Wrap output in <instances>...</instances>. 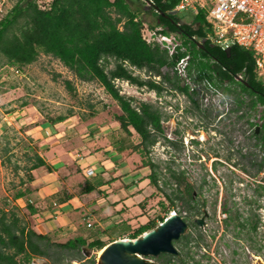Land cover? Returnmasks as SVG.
<instances>
[{
  "label": "trees",
  "instance_id": "1",
  "mask_svg": "<svg viewBox=\"0 0 264 264\" xmlns=\"http://www.w3.org/2000/svg\"><path fill=\"white\" fill-rule=\"evenodd\" d=\"M148 1L151 6L148 11L156 17V22L150 23L149 27H162L161 32L176 34L186 50L178 46L177 51L170 55L169 51L159 44L148 43L142 33L146 23L140 17L143 11L142 3L137 2L139 4L135 7L132 5L136 0H52L45 8L41 7L37 0H17L0 20V62L20 69L37 61L41 54L51 55L72 71L76 78L88 82L98 81L104 86L120 106L122 113L116 116V122L127 134L115 136L117 128L113 127L111 134H108L110 146L118 153L133 150L145 154L148 159L142 166L151 168L147 178L157 189L165 191L160 181L165 186L175 183L176 189L165 192V195L174 210L188 222L189 231L174 241L176 247L181 244L178 254L161 253L157 257L149 258L160 260V264H200L199 260H195L191 249L192 245L201 248V241H204L203 233L193 231V228L199 227L196 216L203 213L201 206L206 205V200L199 199L194 194L197 189L202 191L203 184L196 187L187 182L185 170L173 168L171 165L167 168L169 177H165L166 170L162 168V161L156 162L150 153L165 135L162 121L169 119L170 115L161 106L125 96L116 86L115 80H126L138 88L147 87L155 90L158 95H162L167 88L178 89L186 93L191 100L185 112L198 116L207 125L212 118H217L221 111L216 110L214 114L211 108L204 107L201 89L196 87L191 91L188 84H182L179 76L163 70L173 69L176 63L189 53L191 57L188 75L192 81L200 88L206 89L204 82L208 80L230 99V108L225 115L235 127L232 128L231 136H226V139L233 152V133L238 131L244 138V142H241L236 150L237 159L234 160L233 152L229 153L227 159L234 160V165L241 171L256 176L264 167V154L260 149L264 142V108L259 110V107L264 106V79L257 73L253 50L233 45L230 51L226 52L218 45H212L208 38L210 24L207 16L209 7L215 0H208V6L198 5L197 12L191 9L194 13L193 23H182L178 17L177 13L182 10H177L176 7L181 0ZM193 24H197V27ZM203 39H206V42L204 47H201L198 42ZM136 70L140 72L137 74ZM142 73L148 77H144ZM240 75L250 86L237 79ZM154 76H160V79L156 81ZM66 84L70 89H74L71 81L66 80ZM67 118L66 115H60L52 119L53 131L57 132L55 125ZM104 125L108 124L102 126ZM134 132L141 138L138 144L129 140ZM71 135H74V132ZM166 140L177 151L183 150L182 139ZM244 148L246 152H243ZM30 159L33 161L27 168L30 173L36 169H45L46 173L55 170L39 153ZM138 168L141 167L136 166L133 169ZM77 172L81 173V170L78 169ZM65 178L67 179L68 175ZM34 179L30 175V181ZM84 179L86 183L83 191L79 194L68 193L65 189L56 191L52 194L53 203L60 206L70 202L75 196L88 201L89 194L94 191L99 194L103 192L98 190L99 185L112 181L109 179L108 182L101 180L94 183L86 175ZM29 192V189L20 190L16 198H23ZM177 203H180L181 210L175 208ZM27 207L31 213L37 212V207L29 201ZM92 211L95 214L99 212L94 208ZM238 214L237 211L236 217L239 219ZM76 216L87 220L90 213L84 207H79L71 211L68 218L74 219ZM164 220L165 217H162L159 222ZM159 224L156 220H149L135 229L130 238L140 237ZM84 228L88 227L84 225ZM131 228L129 222L120 219L112 224L107 233L111 237H121L130 232ZM96 235L97 232L91 235L80 233L64 242L55 241L47 233L29 229L15 213L9 216L2 210L0 264H31L35 257L45 258L50 264H70L74 260L84 264H96V257L87 258L83 254L85 247L100 251L108 244ZM93 236L96 238L90 242L89 239Z\"/></svg>",
  "mask_w": 264,
  "mask_h": 264
},
{
  "label": "rangeland",
  "instance_id": "2",
  "mask_svg": "<svg viewBox=\"0 0 264 264\" xmlns=\"http://www.w3.org/2000/svg\"><path fill=\"white\" fill-rule=\"evenodd\" d=\"M51 1L37 0L44 8L48 7ZM16 2L17 0H5L6 10L9 12ZM137 2L142 3L143 11L140 17L146 22L145 28L150 23H155L156 17L151 11H148L151 6L147 0H136L133 3L134 7L139 4ZM199 2L204 6L209 5L208 0H199ZM177 14L182 23H193L194 13L191 9L179 11ZM193 25L197 27V24ZM16 68L0 62V211H6L9 216L15 213L23 223L27 224L29 229L47 233L55 241L64 242L80 233L91 235L93 232H97V238L110 243L120 238H130L135 229L146 224L149 220H156L160 223V218H166L170 211L174 210L165 194L175 190L176 184L173 182L174 184L165 186L160 181L165 191L152 185L148 188L146 183L141 185L143 179L147 178L151 172L150 167L142 166L148 158L140 151L128 150L124 153H113V155H119L116 157V161L108 163L109 170L116 168L117 164L123 166L124 171L128 166L130 169L139 166L141 168L138 169H143L137 173L139 176L137 180H142L138 183L141 184L138 187L133 186L131 191H128L126 190L127 184L121 181L115 185L114 195L110 199L106 198L108 193L105 191H103L104 194L95 191L88 201L79 197L85 203L84 208L90 214L92 213L90 216L91 227H88L87 220L78 216L74 219L67 218L66 223L57 221L56 215L59 214V211L57 210L58 206L53 203L52 194L62 189L68 190V193L79 194L83 191L86 181H84L83 175L78 174L73 179V187L64 183L65 176L71 170L70 167L75 169L73 163L70 164V167L67 166L68 169H59L58 173L53 176L47 174L45 169H36L31 173L27 170L33 162L30 158H34L36 153L44 156L49 162L55 163L60 155L65 154L61 146L57 145V141L54 140L55 134L51 131L53 130L52 119L60 115L68 117L65 121L57 123L55 128L60 134L64 133L67 135L66 137L69 136L68 138L71 140L67 141L68 146L82 144L79 146L80 148H73V152L69 154V157L78 159V157L80 158L78 153L86 158L103 147H107V151H101L103 154L113 151L108 137V134L113 131V127L117 128L115 136L117 134L127 136L116 122V116L122 111L117 101L101 83L82 81L76 78L72 71L51 55L41 54L37 61L20 68L19 74L15 72ZM163 70L170 71L173 75V69L164 68ZM66 80L72 82L74 89L67 86ZM115 83L125 96L162 106L159 100H156L152 89L138 88L123 80H116ZM202 104L204 107L211 108L214 114H216V110L221 111L220 113L225 111L215 101L213 107L206 105L205 101ZM263 108L264 106L259 107V110ZM162 109L165 111L164 106ZM181 109L178 105V108L173 109L174 113L170 114L166 111L170 115L168 119L170 127L164 126L165 135L152 148L150 156L156 162L162 161V168L164 171L166 170L165 177H169L167 168L168 165H171L173 168L185 170L187 182L196 185V187L203 184L202 191L197 189L194 193L199 199L206 200V205L201 206L203 213L196 216L203 217L206 223L193 228L195 233L199 232L204 235L201 248L192 245L191 251L195 260H199L200 264H264V249L259 255L248 246V243L242 244L238 241V228H228L225 223L224 215L230 213L225 209V205L232 207V213L240 212L247 206L246 198H249L247 196H254L253 188L247 185L249 182H247L243 171L233 163L238 157L236 150L240 147L241 142H244V138L238 131L233 133L235 138L233 144L235 152H233L226 139V136H231L232 128L235 127L231 121L226 119L218 122L220 116L217 115V119L214 121L215 126L205 124V128H202L198 126L200 124L198 116ZM103 124L108 125L102 126ZM215 128H218L219 131ZM72 132L74 135H71ZM172 137L183 140L182 151H177L166 140V138L172 139ZM129 138L133 144H138L141 141L140 136L135 132ZM193 140L197 143H194ZM52 145L54 148L56 147L58 156L56 158H52V152H48ZM246 151L244 148L243 152ZM230 152L234 154L232 161L227 159ZM74 155L76 157H73ZM113 155L107 154L109 158ZM96 158H98L97 155ZM103 166L98 165L97 169ZM93 168L96 173V168ZM81 172L83 173L82 170ZM30 175L35 178L33 181H30ZM131 182L137 183L135 180ZM183 185L182 187H184ZM26 189L30 190L27 196L16 198L18 191ZM260 196L258 195V200L261 199V204H263L264 198ZM28 201L37 207V212H30L27 207ZM92 201L95 203L93 208L99 211L98 214L93 213V208L89 206ZM177 204L175 208L181 210L180 203ZM205 211L209 214L208 217L204 214ZM259 212L264 224V209H260ZM120 219L131 224V231L121 237H111L107 232L112 224ZM84 225L88 228L83 229ZM188 231L189 229L186 232ZM259 235L264 245V227ZM96 236L91 237L90 242ZM245 245L248 248L244 247ZM180 246L181 244L177 248L180 249ZM85 248L83 254L87 258L96 257V264H98L101 250ZM258 256L261 258L258 259ZM150 260L160 264V260ZM31 264L50 263L45 258L35 257L31 260ZM70 264L84 263L74 260Z\"/></svg>",
  "mask_w": 264,
  "mask_h": 264
},
{
  "label": "built area",
  "instance_id": "3",
  "mask_svg": "<svg viewBox=\"0 0 264 264\" xmlns=\"http://www.w3.org/2000/svg\"><path fill=\"white\" fill-rule=\"evenodd\" d=\"M198 5L204 6L199 0H181L176 9H193L197 12ZM5 7V0H0V20L8 13ZM207 20L210 24L208 38L211 42L223 50L231 48L233 45L253 50L257 73L264 79V0H215L213 5L209 7ZM161 30L162 27L150 28L146 26L142 30L143 37L150 44H159L162 48H166L170 55H173L177 51L178 46L182 50H186L176 34H166L161 32ZM190 57L189 53L182 57L173 68V73L179 76L182 84H188L191 91L196 87L201 89L202 102L205 101L206 105L213 107L215 101L221 109L225 110L223 112L225 115L229 111L230 99L208 80L204 82L206 89L200 88L192 81L188 75ZM15 72L19 74L21 70L16 68ZM139 72L136 70L137 74ZM143 76L148 77L144 74ZM154 79L158 81L160 76H154ZM123 81L127 82V84L129 83L126 80ZM153 91L157 98L156 100H159L160 105L165 107V112L167 111L170 114L174 113L172 111L174 108H178V105L180 109L183 108L185 110L191 102L188 95L178 89L167 88L163 91L162 95H158L155 90ZM162 123L164 126H168L170 120H163ZM172 139L175 138L172 137ZM260 149L262 154H264V142L260 145ZM85 172L87 176L95 174L93 167H88ZM243 174L247 178V182H249L247 185L253 188L254 195L258 194L264 198V188L262 189V186L264 187V167L256 176H252L246 172H243ZM260 189L261 191H259ZM259 201L261 202V199ZM262 202L261 209H264V201ZM173 213H176V211L171 210L169 215ZM87 225L91 227L92 222L88 221Z\"/></svg>",
  "mask_w": 264,
  "mask_h": 264
},
{
  "label": "crops",
  "instance_id": "4",
  "mask_svg": "<svg viewBox=\"0 0 264 264\" xmlns=\"http://www.w3.org/2000/svg\"><path fill=\"white\" fill-rule=\"evenodd\" d=\"M128 1H130V0H128ZM132 5H133V3H132ZM51 131H53V130H51ZM53 133L55 134L54 140L57 141L56 142L57 145H60L61 146V149L64 151L65 154H62V156L60 155L58 157L57 156L56 149H55L56 147L54 148V145H52V146L49 147L48 152H52L51 157L52 158L58 157V161L56 163L53 162V161H50L49 162V160H47L44 156H42L55 169L53 172H50V173H47V174L53 176L54 174L58 173L59 169L60 170L62 168L63 169L64 168L65 169H68L67 166L70 167V164L73 163V166H74L75 169L73 170V167H70L71 170H70V168H69L70 171L67 170V171H69L67 173L68 178L67 179L65 178L66 180L64 182L69 187L70 186L73 187L72 186L73 185V182H74L73 179H74L75 176H77L78 174L84 175V176L86 175V172L85 171H86V169L88 167H95L96 168L95 175H93V176H87L86 175L94 183L96 181L99 182L101 180L104 181V182H108L109 179L112 180L111 183H103V184H101V185L98 186V190L105 191V193H108L107 196H106V198H109V199H110V197L112 195H114V191L113 190L115 188V185H117V183H120L121 181H122V183L124 181L127 184L126 185V190H128V191H131V189H132L133 186L138 187V185H140L141 183H142L141 185H143V184L146 183V185L148 186V188H149L150 185H152L150 183V179L149 178H144L143 179V182L138 183V181H142V180H137V177H139V176H137V173H139L143 169H136V170H134L133 168L128 169V168H130L128 166V168H125V169H128V170H125L124 171V167L123 166L121 167V166H119V164H117L118 166L116 165V168H114L112 170H109V166L110 165H108V163H110L112 161H116L115 159H116V157H118L119 154L118 155H113V153H117L115 150H113V151H111L109 153H105V154L101 153V151H107V147H105L103 149L100 148V150H98L97 152L91 153L90 156L89 157H86V158L83 157V155L81 153H78V154H80V158L78 157V159H76V158L73 159V158L69 157V154L71 152H73L74 149H77L79 146H81L82 144H78V145H75V146L70 147V146H68V142H67L68 140H71V139L68 138L69 136L66 137L67 135H65L64 133L63 134H60L58 131L57 132H54L53 131ZM107 154L108 155L111 154L113 156L109 158L107 156ZM96 155L98 156V158H96ZM73 157H76V156L74 155ZM98 165H104V166L101 167L100 169L99 168L97 169ZM78 169H81L84 174L82 172L81 173H78L77 172ZM110 171H111V173H110ZM126 171H129L130 173L128 175H124ZM121 175H124V176H121ZM129 179H131L130 182H129ZM133 180H135L137 183H134L133 184V182H131ZM146 180H148V181H146ZM152 186L155 187L154 185H152ZM94 192L91 193V194H89L87 197H89V198L92 197L93 194H94ZM101 194H104V192H102ZM125 201H127V200H125ZM75 203H78V204H75ZM94 204L95 203H93L91 205H93V207H94L95 206ZM54 205H57V204L54 203ZM89 206H90V204H89ZM89 206H86V207L88 208ZM79 207H82V208L85 207V203L78 196H75L70 202H67V203H64V204L58 206L57 207L58 209L56 208L59 211V214L56 215L57 221H59V222L65 221L64 223H66V219L68 218V216L71 213V211H73L74 209L79 208ZM90 207H92V206H90ZM91 215H92V213L90 214V216ZM90 216L88 217L89 219H87V222L90 221V218H91ZM110 222H111V220H110Z\"/></svg>",
  "mask_w": 264,
  "mask_h": 264
},
{
  "label": "water",
  "instance_id": "5",
  "mask_svg": "<svg viewBox=\"0 0 264 264\" xmlns=\"http://www.w3.org/2000/svg\"><path fill=\"white\" fill-rule=\"evenodd\" d=\"M147 2L149 3L148 0ZM205 42L206 39H203L198 44L204 47ZM230 49L227 48L225 51L229 52ZM237 79L250 86L241 76H238ZM204 214L207 215L208 213L205 211ZM196 222L202 226L205 220L203 217L197 218ZM187 230L188 222L176 212L169 215L156 228L145 232L140 237L130 239L132 242L124 243L121 239L111 242L102 257L107 264H159L148 258L151 256L157 257L161 253L178 254L179 250L175 246L174 241L178 240ZM125 251L136 253L143 259L133 258L126 260L123 257Z\"/></svg>",
  "mask_w": 264,
  "mask_h": 264
},
{
  "label": "flooded vegetation",
  "instance_id": "6",
  "mask_svg": "<svg viewBox=\"0 0 264 264\" xmlns=\"http://www.w3.org/2000/svg\"><path fill=\"white\" fill-rule=\"evenodd\" d=\"M223 115L224 113H221L218 115L220 116L219 119L217 120L218 122L224 121L226 119L230 121L227 117L226 118L225 116L223 117ZM216 119L217 118H212L211 122H209L208 125L212 124V126H215L216 123H214V121ZM198 126L205 128L204 120H200V124H198ZM215 130L219 131L218 128H215ZM198 131H200V129H198ZM247 197H249V198H246L247 206L245 208H242L241 211L239 212L238 214L239 219L236 217L237 212L232 213L231 212L232 207H227L225 205V209H227V211L230 212L229 214H226L225 216L226 217L225 223H226V227L228 228L229 227L238 228V232H237V235L239 236L238 241L241 242L242 244L248 243V246L251 249H253L255 252H258L259 255H261L262 254L261 251L264 249V245L262 244L261 238L259 235L261 232V229L264 227L262 215L259 212L261 209V202L258 200L259 198L258 194L254 196L248 195ZM208 215L209 214H207L206 216L208 217ZM233 238L237 239L236 237H233ZM248 246L245 245L244 247L248 248ZM234 252H236V250H234ZM259 258L261 257L258 256V259Z\"/></svg>",
  "mask_w": 264,
  "mask_h": 264
},
{
  "label": "bare ground",
  "instance_id": "7",
  "mask_svg": "<svg viewBox=\"0 0 264 264\" xmlns=\"http://www.w3.org/2000/svg\"><path fill=\"white\" fill-rule=\"evenodd\" d=\"M122 242L124 243H128V242H132L130 239L132 238H120ZM119 240V239H117ZM111 243V242H110ZM108 243L103 249H101V251L99 252V263L98 264H107L106 261L104 260V258L102 257L103 256V253L104 251L106 250V248L109 246ZM123 257L126 259V260H131L133 258H138V259H143L140 255L136 254V253H132V252H129V251H125L123 253Z\"/></svg>",
  "mask_w": 264,
  "mask_h": 264
}]
</instances>
